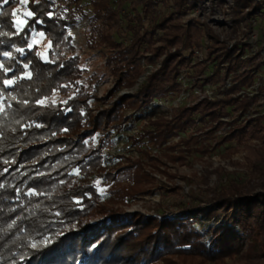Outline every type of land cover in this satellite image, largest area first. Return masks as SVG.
<instances>
[{"label": "trees", "instance_id": "trees-1", "mask_svg": "<svg viewBox=\"0 0 264 264\" xmlns=\"http://www.w3.org/2000/svg\"><path fill=\"white\" fill-rule=\"evenodd\" d=\"M203 1L0 0V264H264V184L258 192L250 180L197 188L171 215L121 206L151 192L152 171L165 173L152 148L177 150L169 153L175 161L255 142V159L244 162L264 181V113L249 115L264 85L248 92L264 61L245 57L264 0H233L229 36L243 29L246 42L230 45L209 24L184 19ZM83 20L86 49L99 52L113 79L100 97L80 83L84 69L68 35ZM36 38L45 41L44 53ZM204 48L195 61L184 55ZM146 66L153 70L138 88L116 96ZM187 69L193 82L186 89L178 78ZM193 86L215 93L190 95L187 105L162 112L160 102ZM55 93L63 98L48 100ZM135 121L143 127L125 140L138 157L106 153Z\"/></svg>", "mask_w": 264, "mask_h": 264}, {"label": "rangeland", "instance_id": "rangeland-1", "mask_svg": "<svg viewBox=\"0 0 264 264\" xmlns=\"http://www.w3.org/2000/svg\"><path fill=\"white\" fill-rule=\"evenodd\" d=\"M210 0L209 10L202 14V21L209 24L212 30L220 39L228 38L229 45L233 44L236 40H244L243 35L241 34L243 29L237 32L235 36L230 38L229 32L230 27L233 25V16L229 12V7L232 6L233 0H223V3L218 4ZM198 15V14H197ZM195 15V17L197 16ZM188 16L184 19L186 20ZM16 25L18 28L22 27L24 22ZM87 20H83L77 27L69 29L68 35L72 38V44L74 46L73 55H77L82 64L84 72L81 75L80 83H83L85 86H89L94 90V93L100 97L105 95L109 90L112 89L113 79L109 74V69L104 65V60L99 59L98 51H88L85 47V41L88 34L87 31ZM252 36L254 39L249 41L248 48L246 49L245 57H256V61L261 63L264 61V18H255L252 24ZM36 44L40 46V51L45 52L46 45L44 40L36 38ZM246 40H244V43ZM207 42H204L206 44ZM204 48L202 51L197 53H191L189 50L184 52L185 56H190L192 61L200 59L203 57ZM259 68L256 71L255 84L253 87L248 89V92L252 95L256 93V89L260 85H264V64H260ZM214 66L209 65L205 74L208 75ZM255 69V64L251 66ZM153 70L151 66H146L144 73L139 77L136 84L130 89L120 90L116 96L122 95L127 92H134L138 86L143 82L144 78ZM192 69L183 70L180 74L178 80L186 89L192 85ZM215 93V87L205 86L202 89H199L196 86H193L191 91H183L179 95L166 98L164 101L160 102L162 112L169 114L172 108H177L183 105H187L190 100L189 96L194 95L197 99H201L204 96L212 97ZM63 97L55 93L50 99L59 101ZM3 109V102L0 99V111ZM264 113V99L259 98V101L251 107L249 115ZM143 127L142 123L134 122L132 128L129 131L116 134L114 137L113 144L107 146L105 152L109 153L114 157H119L122 155L136 158L139 153L135 151L133 147L130 146L129 142L125 140V135L134 134ZM219 135V132L216 133ZM179 138H172L166 145L173 146L178 141ZM95 140H90L88 145H93ZM209 144L210 142H206ZM249 147L245 149L236 150L234 145L226 144L222 147H219L215 150H211L207 154H191L185 155L183 159L172 161L169 159V153L172 152L176 155L177 150L169 151L164 153L163 151L152 148L150 154L152 156L158 157L165 164V167L162 168L165 173L160 174L156 171L151 173L155 177V181L148 187L151 190L149 194L136 196L135 201L129 202L128 205H121L125 208L126 212L134 213L140 212L143 214H165L171 215L172 213H179L177 209L178 203L184 201V203H189L188 199L184 198V195L192 192L197 188H206V187H220L226 186L232 180L238 183L243 181L250 180V188L253 191L258 192L261 185L264 184V181L261 178H258L257 174L251 173L248 165L244 162V158L247 156L250 159H255V154H253V148L255 147V142H252L248 145ZM161 154V155H160ZM264 167V166H263ZM220 169L219 173H214L216 169ZM132 183L128 182L125 185H131ZM165 185L168 188H174L179 186L182 188V191L179 195L175 193H169V191H164L163 186ZM162 188V189H161ZM203 198V197H201ZM227 264H241L240 261H226Z\"/></svg>", "mask_w": 264, "mask_h": 264}, {"label": "built area", "instance_id": "built-area-1", "mask_svg": "<svg viewBox=\"0 0 264 264\" xmlns=\"http://www.w3.org/2000/svg\"><path fill=\"white\" fill-rule=\"evenodd\" d=\"M209 3H210V0H204L201 3V5H199L197 8H195L194 10H192L186 16H188V18H196V19H199L200 21H202V16H203L202 14H204V12H206L207 10H209V7H208L209 6ZM195 15H197V16L195 17ZM250 39L253 40L254 37L251 35ZM195 53H197V51H195Z\"/></svg>", "mask_w": 264, "mask_h": 264}, {"label": "snow or ice", "instance_id": "snow-or-ice-1", "mask_svg": "<svg viewBox=\"0 0 264 264\" xmlns=\"http://www.w3.org/2000/svg\"><path fill=\"white\" fill-rule=\"evenodd\" d=\"M9 2V0H4V3H8ZM24 2H26V0H24ZM16 13L15 12H13V15H15ZM26 15L27 16H29V17H31L32 15H33V13L32 12H27L26 13ZM20 23H22V21H17V24H20ZM42 35V34H41ZM29 47H31V44L29 45ZM17 51H23V49H17ZM4 55L5 56H10L11 55V53H9V52H5L4 53ZM39 55V54H38ZM0 67H2V65H0ZM25 67H27V65H25ZM5 71H7V69H5ZM28 75H30V74H28ZM4 83H5V85H11V84H13L14 83V81L13 80H5L4 81ZM42 103V102H41ZM33 247H36V245H33Z\"/></svg>", "mask_w": 264, "mask_h": 264}]
</instances>
